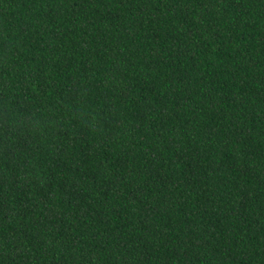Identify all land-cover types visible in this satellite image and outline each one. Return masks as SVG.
Masks as SVG:
<instances>
[{"label":"trees","instance_id":"obj_1","mask_svg":"<svg viewBox=\"0 0 264 264\" xmlns=\"http://www.w3.org/2000/svg\"><path fill=\"white\" fill-rule=\"evenodd\" d=\"M0 264H264V0H0Z\"/></svg>","mask_w":264,"mask_h":264}]
</instances>
